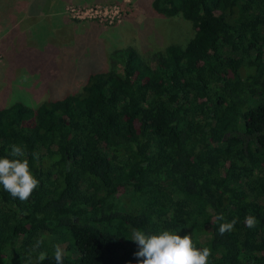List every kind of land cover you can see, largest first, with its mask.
<instances>
[{"label": "trees", "instance_id": "1", "mask_svg": "<svg viewBox=\"0 0 264 264\" xmlns=\"http://www.w3.org/2000/svg\"><path fill=\"white\" fill-rule=\"evenodd\" d=\"M66 2L18 3L25 21ZM150 8L191 25L184 46L125 42L74 93L0 108V158L24 147L39 180L26 202L0 186V264H56L64 242L63 264H139L133 229L177 228L208 264H264V0Z\"/></svg>", "mask_w": 264, "mask_h": 264}, {"label": "rangeland", "instance_id": "2", "mask_svg": "<svg viewBox=\"0 0 264 264\" xmlns=\"http://www.w3.org/2000/svg\"><path fill=\"white\" fill-rule=\"evenodd\" d=\"M19 1L0 0V108L10 102L33 106L74 93L89 74L105 70L110 51L125 42L134 40L145 54L184 46L193 34L179 16L153 14L151 0H67L59 11L25 21ZM92 5L118 7L120 22L77 21L66 13L70 6ZM59 245L64 250L67 243Z\"/></svg>", "mask_w": 264, "mask_h": 264}, {"label": "clouds", "instance_id": "3", "mask_svg": "<svg viewBox=\"0 0 264 264\" xmlns=\"http://www.w3.org/2000/svg\"><path fill=\"white\" fill-rule=\"evenodd\" d=\"M9 156L0 158V186L14 199L26 202L32 192L39 186V180L30 170L24 147L10 145ZM33 158L38 159L39 154L33 153ZM215 220L219 223V234L233 230L237 219L225 221L223 213L217 214ZM245 226L254 228L259 223L255 216L249 214L244 218ZM175 232L161 230L156 234H148L140 229H133L131 241L138 245L134 254L139 264H208L211 250L207 247L198 249L194 246L191 235L182 238ZM42 243L36 242V247ZM66 255L59 244L54 246L56 264H63ZM47 253L40 252L38 261H43Z\"/></svg>", "mask_w": 264, "mask_h": 264}, {"label": "built area", "instance_id": "4", "mask_svg": "<svg viewBox=\"0 0 264 264\" xmlns=\"http://www.w3.org/2000/svg\"><path fill=\"white\" fill-rule=\"evenodd\" d=\"M66 13L73 20H92L108 25L117 24L121 19V11L114 5L70 6Z\"/></svg>", "mask_w": 264, "mask_h": 264}]
</instances>
